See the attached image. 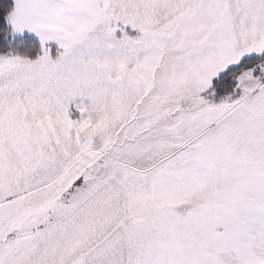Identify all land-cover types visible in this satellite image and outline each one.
<instances>
[{
  "label": "snow or ice",
  "instance_id": "snow-or-ice-1",
  "mask_svg": "<svg viewBox=\"0 0 264 264\" xmlns=\"http://www.w3.org/2000/svg\"><path fill=\"white\" fill-rule=\"evenodd\" d=\"M0 264H264V0H0Z\"/></svg>",
  "mask_w": 264,
  "mask_h": 264
}]
</instances>
